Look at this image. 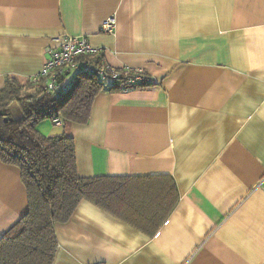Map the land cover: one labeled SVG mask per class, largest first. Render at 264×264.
<instances>
[{
	"label": "crops",
	"instance_id": "crops-1",
	"mask_svg": "<svg viewBox=\"0 0 264 264\" xmlns=\"http://www.w3.org/2000/svg\"><path fill=\"white\" fill-rule=\"evenodd\" d=\"M63 35L156 84L103 91L88 124L39 132L74 139L81 178L168 176L179 201L149 236L83 200L55 226L53 264H264V0H0V90L33 83ZM27 211L0 161V238Z\"/></svg>",
	"mask_w": 264,
	"mask_h": 264
},
{
	"label": "trees",
	"instance_id": "trees-1",
	"mask_svg": "<svg viewBox=\"0 0 264 264\" xmlns=\"http://www.w3.org/2000/svg\"><path fill=\"white\" fill-rule=\"evenodd\" d=\"M43 83L13 78L0 90V161L19 168L28 197L26 214L0 238V264H53L58 248L55 226L68 222L83 200L153 236L179 201L171 177L81 178L74 139L44 136L38 130L46 120L88 124L99 93H120V88L80 75L70 90L55 96Z\"/></svg>",
	"mask_w": 264,
	"mask_h": 264
},
{
	"label": "built area",
	"instance_id": "built-area-1",
	"mask_svg": "<svg viewBox=\"0 0 264 264\" xmlns=\"http://www.w3.org/2000/svg\"><path fill=\"white\" fill-rule=\"evenodd\" d=\"M116 28L115 17H110L101 24L100 31L113 35ZM58 40L59 48L48 50L46 64L39 75L32 78L33 83L42 80L48 93L58 96L67 92L72 88L75 77L80 75L94 76L105 85L119 87L123 93L143 83L156 84V80L143 68H116L110 65L103 50L93 47L87 37L63 35ZM56 123L62 125L60 120Z\"/></svg>",
	"mask_w": 264,
	"mask_h": 264
},
{
	"label": "rangeland",
	"instance_id": "rangeland-1",
	"mask_svg": "<svg viewBox=\"0 0 264 264\" xmlns=\"http://www.w3.org/2000/svg\"><path fill=\"white\" fill-rule=\"evenodd\" d=\"M15 107L13 108V112H14L15 116H17L18 115V110L16 109L17 107L16 108Z\"/></svg>",
	"mask_w": 264,
	"mask_h": 264
},
{
	"label": "water",
	"instance_id": "water-1",
	"mask_svg": "<svg viewBox=\"0 0 264 264\" xmlns=\"http://www.w3.org/2000/svg\"><path fill=\"white\" fill-rule=\"evenodd\" d=\"M1 115L6 116L7 114L5 112H1Z\"/></svg>",
	"mask_w": 264,
	"mask_h": 264
}]
</instances>
